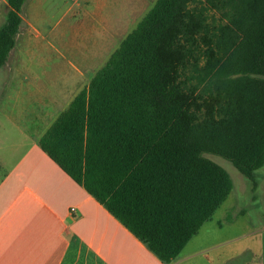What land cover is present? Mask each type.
<instances>
[{
    "label": "trees",
    "instance_id": "16d2710c",
    "mask_svg": "<svg viewBox=\"0 0 264 264\" xmlns=\"http://www.w3.org/2000/svg\"><path fill=\"white\" fill-rule=\"evenodd\" d=\"M26 0H8L0 68ZM41 148L164 264L264 167V0H157Z\"/></svg>",
    "mask_w": 264,
    "mask_h": 264
},
{
    "label": "rangeland",
    "instance_id": "374dc122",
    "mask_svg": "<svg viewBox=\"0 0 264 264\" xmlns=\"http://www.w3.org/2000/svg\"><path fill=\"white\" fill-rule=\"evenodd\" d=\"M156 1H25L21 15L27 22L7 63L0 68V181L15 163L21 145L43 129L31 122L35 118L19 116L21 111L36 110L31 98L37 95L36 89L45 91L46 99L55 101L56 112L60 110L67 96H74L107 64ZM7 12L5 0H0V27ZM13 85L25 89L18 96L9 88ZM1 91H6V96ZM206 156L228 171L233 190L187 244V249L195 244L200 249L219 247L182 264H264V167L256 172L259 183L255 187L230 161Z\"/></svg>",
    "mask_w": 264,
    "mask_h": 264
},
{
    "label": "crops",
    "instance_id": "0c3cea01",
    "mask_svg": "<svg viewBox=\"0 0 264 264\" xmlns=\"http://www.w3.org/2000/svg\"><path fill=\"white\" fill-rule=\"evenodd\" d=\"M22 18L24 25L27 19ZM86 83L74 96H67L57 112L53 98L46 99L45 91L37 88V95L31 96L36 110L20 112L26 120L35 118L31 122L43 129L21 145L15 163L0 181V264H164L41 148V137L89 86ZM11 87L18 96L25 89ZM1 92L6 96V91ZM216 247L200 249L195 244L187 249L186 245L172 264Z\"/></svg>",
    "mask_w": 264,
    "mask_h": 264
}]
</instances>
